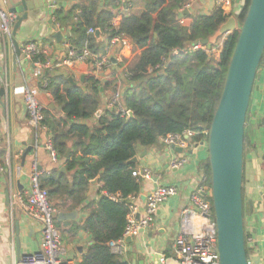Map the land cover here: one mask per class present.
Here are the masks:
<instances>
[{
    "label": "trees",
    "instance_id": "1",
    "mask_svg": "<svg viewBox=\"0 0 264 264\" xmlns=\"http://www.w3.org/2000/svg\"><path fill=\"white\" fill-rule=\"evenodd\" d=\"M141 1L142 11L124 17L117 29H112L113 33L127 37L138 51L130 61L123 62L133 88L124 92L122 103L132 112V118L107 111L96 116L100 88L104 85L93 77H86L81 88L52 73L43 75L63 115L55 118L45 111L43 124L58 159L64 161L65 172L41 175L40 186L48 191L57 211H72L85 202L92 181L100 184L98 199L93 208L85 207L87 215L81 224L55 220L56 225L70 226L71 240L79 231L89 235L91 242L77 264H123L109 245L122 237L127 208L123 202L109 197L126 198L139 193L141 185L131 175L135 164H128L139 148L152 147L160 137L186 129L196 133L191 140L193 144L206 143L238 37L234 34L222 38L218 59L214 60V46L210 51L203 46L196 50L187 47L213 36L229 18L227 14L215 10L208 16L194 17L191 25L184 27L176 19L184 0ZM249 4L250 0L240 3L235 15L239 24ZM106 6L99 8L94 0H78L67 12L55 11L59 27L69 29L68 41L73 49L80 51L87 42L93 53L101 51L97 40L86 33L88 29L104 33L112 28V10L118 7V2L108 0ZM174 51L177 55H173ZM38 59L45 60L43 56ZM91 120L93 125L89 123ZM245 139L244 133V158ZM4 155L5 150L0 149V168ZM198 175L204 178L203 185L210 192L207 156L198 164ZM207 200L212 204L210 195ZM246 255L248 258L247 250Z\"/></svg>",
    "mask_w": 264,
    "mask_h": 264
},
{
    "label": "crops",
    "instance_id": "2",
    "mask_svg": "<svg viewBox=\"0 0 264 264\" xmlns=\"http://www.w3.org/2000/svg\"><path fill=\"white\" fill-rule=\"evenodd\" d=\"M55 1L57 9L64 12L69 11L78 2V0ZM94 1L99 4V8H103L108 2V0ZM2 2L4 5L8 4V0H2ZM45 3L46 0H43L42 9L28 12L27 20L22 23L20 30L17 32L16 41L19 47L28 40L37 42L47 59L51 62H57L63 57L61 43L65 35L61 34L60 42H57L54 38L59 31L55 30L49 22ZM37 4L38 1L34 0L29 3V6L34 7ZM125 8L128 9L130 15L135 14L144 9V3L141 0H127ZM214 11L215 9L210 0H193L192 8L180 14L177 11L176 19L181 26L188 27L194 17L208 16ZM122 19L121 17L115 18L112 20V25L118 27ZM62 32H65V29H62ZM105 42L106 36L101 33V42H98L101 48L104 47ZM122 54L121 63H116L115 60L104 73L101 82L104 88H100L99 96V110H101V113L106 111L105 106L114 89L124 84L123 79L117 77V73L120 72V67L123 65L122 63L124 60L130 61L138 54V51L131 44L129 49L123 50ZM13 57H15V49L6 42L0 53V69L5 64L7 65L11 75L13 91H9L7 99L3 96L0 105V124L2 126V132L0 133L3 137L0 149L5 150V155L2 158L3 171L0 174V264H14L19 256L33 253L38 249L40 225L23 212L15 198L16 194H23L26 191L32 168L35 167L42 175H50L56 171L65 172L64 161L58 159L57 162H52L48 152L44 149V144L50 135L49 131L41 132L35 140L21 97L22 85L28 82L36 89L40 105L46 111H50L52 117L61 118L63 115L47 89L48 80L43 78L44 74L40 78L35 77L33 63L23 61L21 57L16 60L14 72L12 67ZM52 74L53 76L63 77L67 81L71 79V82L68 81L70 85L81 88H84L82 85L84 79L91 75L89 67L85 64H74ZM255 87L257 89H254L251 96L245 124V127L249 125L251 128L250 143L253 139V132L264 133V59L257 71ZM249 114L250 121L248 124ZM89 123L93 125L94 120ZM259 141L260 143L255 146L251 144L253 150L250 155H246L244 158L254 186L251 199L248 200V202L252 201L253 209L250 210L248 207L247 222L245 223L244 220V230L245 225L249 227L250 240L253 242L249 245L253 250L251 264H256L258 260H260L259 264H264V201L261 200L264 195V167H262L264 161L260 165L261 156L264 154V137ZM201 144L204 145L205 143ZM201 144L197 148L193 146L185 152L168 149L159 142L152 147L138 149L135 156L137 159L135 169L148 167L152 170L154 178L141 184L138 193L137 217L144 216V198L156 185L172 186L176 188V194L169 197L160 208L152 229L140 231L131 238L129 244L125 242L126 251L122 260H125L126 264H154L155 256L173 257V240L179 231L180 211L189 203V195L200 177L198 175V164L206 158V148ZM28 150H30V153L25 156ZM174 155H183L187 162L177 170H170L168 169V162ZM259 166L262 167V170L259 169ZM257 169L260 171L258 172ZM99 187L100 184H92L91 182L90 188L85 194V202L80 207L72 211H58V213L77 212L75 221L62 222L81 224L87 215L85 207L90 205V208H93L98 199ZM62 225H64L61 228L63 233L70 236V226L66 223ZM17 226L18 229L16 230ZM90 242L89 235L82 231H79L73 240H70L76 251L78 261L81 255H79L77 249L82 248L84 253Z\"/></svg>",
    "mask_w": 264,
    "mask_h": 264
},
{
    "label": "built area",
    "instance_id": "3",
    "mask_svg": "<svg viewBox=\"0 0 264 264\" xmlns=\"http://www.w3.org/2000/svg\"><path fill=\"white\" fill-rule=\"evenodd\" d=\"M116 1L118 2V7L112 12V20L118 17L124 18L129 16L130 13L125 8L127 0ZM210 2L215 10L223 11L228 17H235L240 8L238 7L237 0H210ZM192 3L193 0H184L178 13L190 10ZM45 4L48 10L49 22L55 30L59 31L58 33L65 35L61 43L63 57L57 62H51L47 59L37 42L28 40L19 47L21 60L33 63L35 69L34 76L38 78L43 74L54 73L74 64H85L89 67L91 76L101 83L104 73L108 70L107 68L111 65L112 60H116V63H121L123 50L129 49L131 46L130 40L116 31L113 33L112 31L117 29V26L112 25L111 22L112 28L106 30V32L104 31L106 42L103 52L93 53L88 48L87 42L84 43L80 51H77L70 46L68 41L69 30L62 32V29L54 18V13L57 10L56 1L46 0ZM16 18V14L10 13L0 5V53L4 49L6 42L14 48L12 29ZM94 33V29H88L86 35L94 37ZM187 48L196 50L202 48V46L195 44L193 47L188 46ZM173 55H177V51H174ZM40 56H43L45 60L41 61L38 59ZM125 72V68L122 65L120 72L117 73V77L118 79H123L124 84L114 89L111 98L105 106V110L120 117L129 118L130 111L123 106L122 98L124 92L132 89L133 85L128 81ZM0 89L3 90V96L6 99L9 91H13L10 71L6 64L0 69ZM21 97L36 140L41 132L48 131L47 127L43 124L45 120L44 112L46 110L38 101L36 89L28 82L22 85ZM0 132H2L1 124ZM1 134L0 143L3 141ZM195 135V132L186 129L181 133H171L162 136L158 139V142L168 149H180L182 152H185L193 146L196 148L199 146L191 142ZM44 149L48 152L52 162L58 161L50 135L44 144ZM186 162L187 159L183 155H174L168 162V169L177 170ZM2 171L3 169L0 168V174ZM41 175L33 167L28 178L29 183L26 191L23 194H16L15 196L23 212L40 225V241L38 249L35 252L19 256L14 261V264H77L78 259L69 257L62 246L61 236L54 226L58 211L50 202L48 191L40 186L39 179ZM131 175L140 185L154 178L152 170L148 167L134 169ZM203 182L204 178L199 177L198 183L189 195L188 205L180 211L179 231L173 240V257L167 258L161 256L158 260L159 264H171V262L172 264H219L215 220L212 206L207 200L210 192L205 189ZM175 194L176 188L172 186L156 185L144 198L143 217H137L138 194L129 195L126 198H120L119 195L110 196L109 199L123 202L127 208L126 225L122 237L115 242H111L109 245L112 254L122 260L126 251V239H131L140 231L152 229L160 208L169 197ZM245 241L248 246L253 243L250 237H247Z\"/></svg>",
    "mask_w": 264,
    "mask_h": 264
},
{
    "label": "water",
    "instance_id": "4",
    "mask_svg": "<svg viewBox=\"0 0 264 264\" xmlns=\"http://www.w3.org/2000/svg\"><path fill=\"white\" fill-rule=\"evenodd\" d=\"M31 1L34 0H8V4L4 5L0 0L1 7L17 15L12 29V43L15 49V57L12 58L14 72L16 60L20 57L16 41L17 32L22 23L27 20L28 12L43 8V0H35L38 4L34 7L29 6ZM241 2L242 0H237L238 4ZM234 34H238V37L228 65L222 93L208 130L207 141L204 145L201 144L206 148L210 167V196L216 226L219 264H249L245 249L243 220V143L250 99L254 89H257L255 80L264 54V0H250L241 24L236 17H229L213 36L195 44L210 51L220 39ZM54 38L60 42L61 34L56 33ZM94 38L97 42H101L99 29L95 30ZM112 62L114 63V60ZM68 81L71 82V79ZM2 96L3 90L0 89V105ZM100 114L101 110H98L96 116ZM128 116L132 118V112H129ZM176 151L181 152L180 149ZM28 153L30 150L25 156ZM262 160L264 161V154ZM136 161L134 157L128 164H135ZM96 183L97 180L92 181V184ZM261 200L264 201V195ZM248 207L250 210L253 209L252 201L248 202ZM76 217V211L60 212L57 215V221H75ZM130 242L131 239L127 238L126 243ZM77 250L82 256L83 249ZM159 258L160 256H155L153 263L159 264ZM259 261L256 264H259ZM122 263L125 264V260H122Z\"/></svg>",
    "mask_w": 264,
    "mask_h": 264
},
{
    "label": "rangeland",
    "instance_id": "5",
    "mask_svg": "<svg viewBox=\"0 0 264 264\" xmlns=\"http://www.w3.org/2000/svg\"><path fill=\"white\" fill-rule=\"evenodd\" d=\"M221 44H222V39H220L217 42V44L214 46V49L212 50V57L214 60L218 59V55H219V49L218 48ZM103 51H104V47L101 49L100 52H103ZM88 77H92V76L89 75ZM249 119H250V114L248 115V124L250 121ZM250 129L251 128L249 127V125H247V127H245V137H246V139H245V156L250 155V153L253 150L252 145L255 146L257 143H260L259 139L264 137L263 136L264 133H258L257 131H255L252 134L253 139H251V143H250V139H249L250 138ZM262 156H261V160H260V165L263 163ZM262 167H264V166H262ZM262 167L260 168V166H259V169L262 170ZM259 169H257L258 172L260 171ZM251 181H252V176H251V173L249 171L248 166L246 165V159H245L244 167H243V180H242L243 220H245V223L247 222V219H248V203L247 202H248V200L251 199V194L254 191L253 190V187H254L253 182H251ZM54 226L61 236L62 246L66 250L67 255H69L71 258L75 259L77 255H76V251L74 250V246H72L71 245L72 243H70L71 239L68 236V234H66V233L64 234L62 229H61L64 225H62V224L56 225V223L54 221ZM245 235H248L247 237H250L249 227L246 225H245ZM245 249L248 251V260H249V264H251L252 263L251 260H252L253 250L247 245L246 241H245Z\"/></svg>",
    "mask_w": 264,
    "mask_h": 264
}]
</instances>
